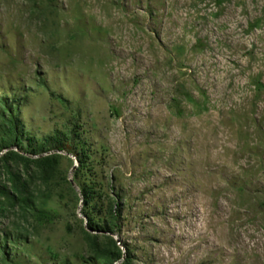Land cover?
Instances as JSON below:
<instances>
[{
    "label": "rangeland",
    "instance_id": "1",
    "mask_svg": "<svg viewBox=\"0 0 264 264\" xmlns=\"http://www.w3.org/2000/svg\"><path fill=\"white\" fill-rule=\"evenodd\" d=\"M4 99L0 264H264V0H0Z\"/></svg>",
    "mask_w": 264,
    "mask_h": 264
},
{
    "label": "trees",
    "instance_id": "2",
    "mask_svg": "<svg viewBox=\"0 0 264 264\" xmlns=\"http://www.w3.org/2000/svg\"><path fill=\"white\" fill-rule=\"evenodd\" d=\"M2 104L5 106L8 114L6 115L5 112L0 109V118L3 119L0 120L3 122L1 126L3 130H0V149H7L14 144L23 150L28 148L30 153L34 155H41L44 153H49L50 151L71 150L74 155L77 156L80 161H82V158L84 157V149L83 144L80 142L77 136H74L73 138L57 132L49 137L44 138L38 144L31 143L22 136L23 133L21 130L20 121L13 110V105H15V103H10L7 99H4ZM84 195L86 200L90 199L89 193L86 192ZM98 219L99 221L97 222L90 220V224L92 225L94 231L103 229L100 224L104 223V218ZM103 255H105V257L108 259L109 264L118 259V257H116L114 254L107 251H105Z\"/></svg>",
    "mask_w": 264,
    "mask_h": 264
}]
</instances>
